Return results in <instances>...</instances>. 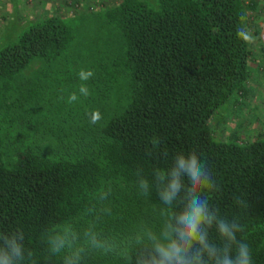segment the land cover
<instances>
[{"label":"trees","instance_id":"1","mask_svg":"<svg viewBox=\"0 0 264 264\" xmlns=\"http://www.w3.org/2000/svg\"><path fill=\"white\" fill-rule=\"evenodd\" d=\"M257 7L256 0H121L97 14L120 46L96 68L69 65L77 37L58 16L29 24L0 49V233L23 234L16 264H144L148 233L159 235L166 219L157 189L171 179L159 181L154 169L191 152L218 186L201 195L242 226L237 239L252 264H264V136L217 140L209 126L247 93L248 13ZM35 61L40 71L24 76ZM82 70L94 71L89 81L104 99L120 89L96 123L93 111H77L66 98ZM209 234L217 241L215 221ZM57 237L70 246L53 254Z\"/></svg>","mask_w":264,"mask_h":264},{"label":"rangeland","instance_id":"2","mask_svg":"<svg viewBox=\"0 0 264 264\" xmlns=\"http://www.w3.org/2000/svg\"><path fill=\"white\" fill-rule=\"evenodd\" d=\"M120 1L0 0V49L15 41L29 24L49 16H58L72 26L77 37L69 57V65L76 60L79 61L78 66L80 67L96 68L98 63H105L106 57L112 56L120 46L115 30L105 25L97 14ZM148 1L155 4V0ZM244 1L247 3L250 0ZM256 1L257 9L248 13L252 27L250 41L253 43V57L250 62L251 78L247 85V93L244 96H238L237 99L233 98L221 107L209 121L213 136L217 140L225 141L233 133H237L241 143L264 136V0ZM257 28L259 34L255 35ZM262 47L263 50H261ZM40 68L41 62L35 61L24 71V76L32 78L40 71ZM91 77L81 80V83L76 82L67 93L66 98L70 93H76L78 99L74 103H76L77 111L85 109L97 112L102 106H107L110 101L114 102L115 98L121 95L120 89L116 88L111 93L112 97L107 93V99H104L99 87L90 83ZM78 80H80L79 76ZM81 85L88 88L89 95L85 96L80 93ZM76 89L78 92L75 91ZM88 117L91 118L90 115ZM69 121L65 123L70 124ZM64 125L60 123L58 126ZM148 229L152 230L151 227Z\"/></svg>","mask_w":264,"mask_h":264},{"label":"clouds","instance_id":"3","mask_svg":"<svg viewBox=\"0 0 264 264\" xmlns=\"http://www.w3.org/2000/svg\"><path fill=\"white\" fill-rule=\"evenodd\" d=\"M243 34V29H238V35ZM92 75L91 70H82L79 78L87 80ZM79 91L85 96L89 95L85 85H81ZM77 99L75 92L68 96L69 103ZM99 118V112H94L92 123H96ZM154 171L161 182L167 176L171 179L166 187L157 189L159 200L167 206L160 209L161 216L166 219L159 235L148 233L151 251L144 258V264H252L248 245L236 237V233L242 231V226L235 220L229 224L219 215L218 209L201 195L202 191H215L218 187L213 171L205 161L195 152L188 155L177 154L170 168ZM139 187L141 195H148L149 184L146 179L140 180ZM177 204L182 206L179 211L174 210ZM214 221L217 241L210 239L209 234ZM0 236H3V242L0 243L2 264H16L22 260L23 246L18 242L17 236L19 240H23V234L0 233ZM91 243L95 247H101L94 236ZM66 244L70 246L67 237H57L52 242L53 254L59 253Z\"/></svg>","mask_w":264,"mask_h":264},{"label":"built area","instance_id":"4","mask_svg":"<svg viewBox=\"0 0 264 264\" xmlns=\"http://www.w3.org/2000/svg\"><path fill=\"white\" fill-rule=\"evenodd\" d=\"M263 39H264V37H263Z\"/></svg>","mask_w":264,"mask_h":264}]
</instances>
